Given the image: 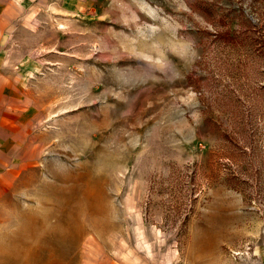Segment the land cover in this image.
Wrapping results in <instances>:
<instances>
[{"label": "rangeland", "instance_id": "rangeland-1", "mask_svg": "<svg viewBox=\"0 0 264 264\" xmlns=\"http://www.w3.org/2000/svg\"><path fill=\"white\" fill-rule=\"evenodd\" d=\"M64 1L21 34L40 117L8 240L37 263L264 264V0Z\"/></svg>", "mask_w": 264, "mask_h": 264}, {"label": "crops", "instance_id": "crops-1", "mask_svg": "<svg viewBox=\"0 0 264 264\" xmlns=\"http://www.w3.org/2000/svg\"><path fill=\"white\" fill-rule=\"evenodd\" d=\"M71 11L75 10L64 0H0V264H5V257L11 264L53 263L48 252L37 263L33 242L25 248L14 245L4 229L11 198L29 173V151L36 147L35 124L40 117L25 89L36 62L22 51L28 47L21 34L46 28L43 19L51 13L61 16Z\"/></svg>", "mask_w": 264, "mask_h": 264}, {"label": "trees", "instance_id": "trees-1", "mask_svg": "<svg viewBox=\"0 0 264 264\" xmlns=\"http://www.w3.org/2000/svg\"><path fill=\"white\" fill-rule=\"evenodd\" d=\"M221 38L224 39V41H227V42H234L235 40L239 39V36L234 34V36H231L230 33L226 32L224 34H222Z\"/></svg>", "mask_w": 264, "mask_h": 264}]
</instances>
